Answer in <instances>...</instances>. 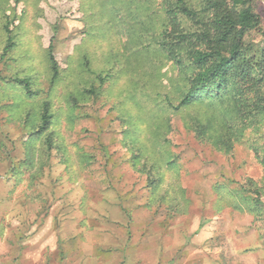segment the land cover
<instances>
[{
    "label": "rangeland",
    "instance_id": "374dc122",
    "mask_svg": "<svg viewBox=\"0 0 264 264\" xmlns=\"http://www.w3.org/2000/svg\"><path fill=\"white\" fill-rule=\"evenodd\" d=\"M158 3L0 0V264H264V116L223 152L171 114Z\"/></svg>",
    "mask_w": 264,
    "mask_h": 264
},
{
    "label": "trees",
    "instance_id": "16d2710c",
    "mask_svg": "<svg viewBox=\"0 0 264 264\" xmlns=\"http://www.w3.org/2000/svg\"><path fill=\"white\" fill-rule=\"evenodd\" d=\"M260 2L159 0L162 29L147 43L137 44L133 53L153 46L176 69L178 84L174 95L164 96L165 107L171 114L199 103L213 107L216 121L213 115L204 119L206 123L192 117L194 121L189 127L200 141L211 143L219 151L232 150L247 129L259 128L264 116V16L258 9ZM10 46L7 44L4 52ZM47 58L52 84L59 69L51 45ZM13 82L31 92L29 78H14ZM41 111L42 131L52 116L47 112L48 101L43 102ZM137 128L132 127L133 132L142 131ZM41 131L35 135L39 136ZM46 137L45 144L50 148L52 140ZM132 150L128 161L135 166L141 150ZM135 169L142 173V169ZM158 183L153 178L149 186L155 190Z\"/></svg>",
    "mask_w": 264,
    "mask_h": 264
},
{
    "label": "water",
    "instance_id": "95a60500",
    "mask_svg": "<svg viewBox=\"0 0 264 264\" xmlns=\"http://www.w3.org/2000/svg\"><path fill=\"white\" fill-rule=\"evenodd\" d=\"M264 1V0H263Z\"/></svg>",
    "mask_w": 264,
    "mask_h": 264
}]
</instances>
